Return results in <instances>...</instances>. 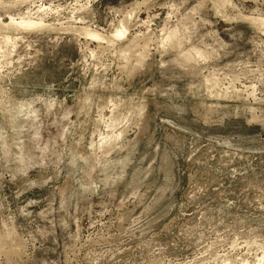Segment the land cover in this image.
<instances>
[{
    "label": "rangeland",
    "instance_id": "obj_1",
    "mask_svg": "<svg viewBox=\"0 0 264 264\" xmlns=\"http://www.w3.org/2000/svg\"><path fill=\"white\" fill-rule=\"evenodd\" d=\"M263 22L264 0H0V264L264 255Z\"/></svg>",
    "mask_w": 264,
    "mask_h": 264
},
{
    "label": "bare ground",
    "instance_id": "obj_2",
    "mask_svg": "<svg viewBox=\"0 0 264 264\" xmlns=\"http://www.w3.org/2000/svg\"><path fill=\"white\" fill-rule=\"evenodd\" d=\"M78 4V3H77ZM63 6V5H62ZM49 10V9H48ZM129 16V15H128ZM27 18H29V17H27ZM263 21V20H262ZM42 22H36L35 20H30V19H24L23 17H22V19H20L19 18V20H16V21H14V20H10V25H12V24H14V26L15 25H17V26H21V27H25V28H40V26L43 24H41ZM263 24H264V22H263ZM8 25V24H7ZM9 26V25H8ZM16 26V27H17ZM2 27H6L5 25H3ZM90 29V28H89ZM126 29H127V27L125 26V24H123V23H120V25L119 26H117L115 29H114V32H113V34H112V37H114V38H121V37H124V35L126 34ZM81 32L84 34V35H87L88 37H90V38H94V39H97V40H104L105 39V41H109V42H111L110 41V39L109 38H111V37H107V36H105V35H103V34H101V33H99V32H97V31H94V30H88V29H85V28H83V29H81ZM111 36V35H110ZM134 39V38H133ZM111 40H113V39H111ZM166 40H169V41H171L174 45H176L177 44V40L174 38V36L173 35H171V34H169L167 37H166ZM171 42H170V44H171ZM108 43V42H107ZM130 49V48H129ZM144 50V49H143ZM138 51V50H137ZM145 51V50H144ZM144 51H140V53H138V55L137 54H135V56L137 57L136 59H137V62H140L142 59H143V57H144ZM127 54H129V52H127ZM126 53H124V55H127ZM132 54V53H131ZM185 55V57H188V55L187 54H184ZM206 80V79H205ZM209 81V80H208ZM213 83H214V81H213ZM212 85V84H211ZM214 85V84H213ZM219 85V84H218ZM209 88V87H208ZM214 88V87H213ZM218 93V92H217ZM216 93V94H217ZM219 94V93H218ZM10 242V239L8 238V237H6V236H4V237H1L0 236V247H2L3 245H6V244H8ZM263 257H264V255L262 254L260 257H258V259H256L254 262H251V263H254V264H262V260H263ZM240 263L241 264H247V262L246 261H241L240 260ZM249 263V262H248Z\"/></svg>",
    "mask_w": 264,
    "mask_h": 264
}]
</instances>
